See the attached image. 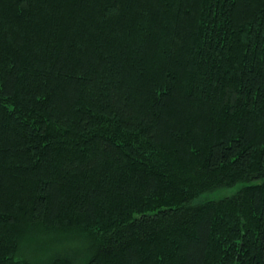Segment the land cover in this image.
Here are the masks:
<instances>
[{
    "label": "trees",
    "instance_id": "trees-1",
    "mask_svg": "<svg viewBox=\"0 0 264 264\" xmlns=\"http://www.w3.org/2000/svg\"><path fill=\"white\" fill-rule=\"evenodd\" d=\"M0 264H264V0H0Z\"/></svg>",
    "mask_w": 264,
    "mask_h": 264
},
{
    "label": "rangeland",
    "instance_id": "rangeland-1",
    "mask_svg": "<svg viewBox=\"0 0 264 264\" xmlns=\"http://www.w3.org/2000/svg\"><path fill=\"white\" fill-rule=\"evenodd\" d=\"M234 189H216V190H212V191H208V192H204L202 194H200L197 198L198 201H204V200H213V199H220L226 195H230L231 193H233ZM62 240H57L56 242V247L57 249H61L63 247V245L59 246L63 241H65L66 243L64 245L68 244L69 246H73L75 244H82L81 242L84 241L85 236L81 233H77V232H71L68 234H63L62 235ZM57 237V236H56ZM84 237V238H83ZM55 238V237H53ZM56 250V251H58ZM48 254V253H46Z\"/></svg>",
    "mask_w": 264,
    "mask_h": 264
}]
</instances>
